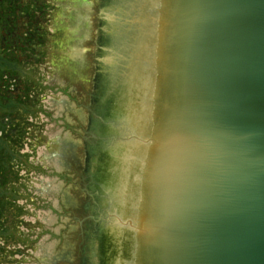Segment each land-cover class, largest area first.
<instances>
[{
  "label": "water",
  "instance_id": "water-1",
  "mask_svg": "<svg viewBox=\"0 0 264 264\" xmlns=\"http://www.w3.org/2000/svg\"><path fill=\"white\" fill-rule=\"evenodd\" d=\"M106 7L86 264H264V0Z\"/></svg>",
  "mask_w": 264,
  "mask_h": 264
},
{
  "label": "rangeland",
  "instance_id": "rangeland-1",
  "mask_svg": "<svg viewBox=\"0 0 264 264\" xmlns=\"http://www.w3.org/2000/svg\"><path fill=\"white\" fill-rule=\"evenodd\" d=\"M82 2L89 7L87 15L92 22L88 45L77 44L80 38L72 37L78 19L73 13L52 22L47 5L53 7L51 12L55 8L59 12L62 1H38L33 26L28 28L34 40L33 62L31 66L19 64L16 72L18 85L24 83L26 88H17L14 94L24 99L16 96L3 100L4 111L14 109V135L19 138L15 145L0 139V236L8 239L0 247V264H80L81 260L86 264L84 223L93 221L88 202L94 196L89 194L86 180L94 175L89 174L94 172L92 135H97L96 119L101 111L97 83L100 74L98 77L94 69L103 34L104 0ZM22 20L26 19H19L20 31L26 32ZM59 21L65 31L59 32L57 40L53 31ZM16 37L21 43L20 36ZM77 49L81 57L74 56ZM84 65L89 75L81 78L76 71ZM11 101L15 106H7ZM73 110L88 114L85 126ZM45 185L49 191L40 190ZM64 198L72 199L74 204L64 202ZM9 208L14 218L5 216Z\"/></svg>",
  "mask_w": 264,
  "mask_h": 264
},
{
  "label": "flooded vegetation",
  "instance_id": "flooded-vegetation-1",
  "mask_svg": "<svg viewBox=\"0 0 264 264\" xmlns=\"http://www.w3.org/2000/svg\"><path fill=\"white\" fill-rule=\"evenodd\" d=\"M38 1L39 0H0V139L10 140L14 145L19 138L16 134L14 135V130L16 129L14 126V109L4 111L2 106L3 100L8 98L13 99L17 96L18 98L24 99L21 94H14L17 88L19 91H24L26 88L24 83H22L23 86L18 85L17 80L20 78L17 76L16 72L19 71V64H29V66H31L33 62L34 49L31 44L34 40L29 36L28 28H32L33 26V12L36 11V4ZM33 7L35 8L33 9ZM20 18L26 19L25 21L22 20L26 22V32L20 31ZM14 36H20L21 43L18 37H16L15 40ZM26 37L28 40H26ZM25 43L29 46L30 50L24 45ZM18 60L22 63L18 62ZM7 106L12 107L15 106V104L11 101L7 103ZM0 178L2 177L0 176ZM10 180L11 179H7L6 182ZM1 215L0 206V216ZM7 215L14 218V213L12 214L10 208L5 216ZM13 227L14 225L12 226L11 224L10 228L12 229ZM0 230L2 229L0 228ZM1 233L2 232H0V234Z\"/></svg>",
  "mask_w": 264,
  "mask_h": 264
},
{
  "label": "bare ground",
  "instance_id": "bare-ground-1",
  "mask_svg": "<svg viewBox=\"0 0 264 264\" xmlns=\"http://www.w3.org/2000/svg\"><path fill=\"white\" fill-rule=\"evenodd\" d=\"M57 1H58V3H60V1H62V6L59 7V9H60L59 12H58V10L56 8L51 12V10H52L53 7L50 6L49 4L47 5V7H48V14L50 15V18H51L52 22H54L58 18V16H62L65 13H71V14L73 13V16H77L78 19H77V22H76V20L73 21V23L76 22V24L74 26V30L75 31H72V33H71L72 34V37L77 36V37L80 38V39L77 40V44H80L81 45L84 42L86 45H88L86 43V38L89 40L90 33H91V30H92V22H91L89 16L87 15V12L89 10V7L86 4V2L83 4L82 0H73L72 3H69L70 2L69 0H57ZM81 4H83V5L81 6ZM67 7H68V9H67ZM70 7H71L72 10H70ZM61 25H63V24H61V21L55 23V28L56 29H54L53 32L55 34L54 38L57 39V40L60 39L59 32L65 31V27L64 26H61ZM56 33H58V34H56ZM58 43H59V41H58ZM77 44H75V45H77ZM101 51H102V38H100V45H99L98 55L95 57V59H96V61H97L98 64L95 67L97 69H94V71L98 75V77H99V74H100V70L99 69H101ZM81 53L82 52L80 50H78V49L77 50H74V56L75 57H78L79 54H80V57H81ZM85 57H86V55H84V58ZM85 66L86 65H84L81 69H79L78 71H76V72H78L81 75V76L79 75V77H81V78L82 77L86 78L89 75L88 72L85 69ZM75 76L77 77L76 74H75ZM97 83H98V88H99V86H100V78L97 81ZM63 106H64V104L63 105H60L59 106V109H61ZM73 112L78 115L79 122H80L81 126L82 125L85 126L86 123H87V120H88L87 119V115L88 114H86L84 112H80V111L77 112L75 110H73ZM100 113H101V111H100ZM36 125H39V123L36 124ZM15 128L17 129L16 126H15ZM31 146L34 147V145H32V144H31ZM1 159L2 158L0 157V160ZM44 188L47 191H49L47 185H45V187L40 186V190H43ZM72 201H73L72 199H69V198H66L65 199L64 198V202H66V203H69L70 204V203H72ZM73 204L74 203H72V205ZM68 206H70V205H68ZM7 240L8 239H7V237H5V235H4V237H3V235H1L0 236V247H4V243L7 242ZM62 241H63V239H60V242L61 243H62ZM48 249L50 250V246L48 247ZM53 263H55V262H53ZM80 264H84L83 260H81Z\"/></svg>",
  "mask_w": 264,
  "mask_h": 264
}]
</instances>
